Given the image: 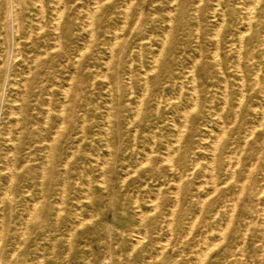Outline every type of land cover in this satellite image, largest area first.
Returning a JSON list of instances; mask_svg holds the SVG:
<instances>
[{"label":"rangeland","instance_id":"rangeland-1","mask_svg":"<svg viewBox=\"0 0 264 264\" xmlns=\"http://www.w3.org/2000/svg\"><path fill=\"white\" fill-rule=\"evenodd\" d=\"M57 1L0 0V264H264V0Z\"/></svg>","mask_w":264,"mask_h":264},{"label":"bare ground","instance_id":"bare-ground-1","mask_svg":"<svg viewBox=\"0 0 264 264\" xmlns=\"http://www.w3.org/2000/svg\"><path fill=\"white\" fill-rule=\"evenodd\" d=\"M56 1H57V0H56ZM59 1H60V0H59ZM57 2H58V1H57ZM90 2H91V1H90ZM218 2H219V1H218ZM97 3H98V2H97ZM97 3H96V4H97ZM172 3H173V2H172ZM59 4H60V3H59ZM83 4H84V3H83ZM94 5H95V3H94ZM97 5H98V4H97ZM40 6H41V5H40ZM84 6H85V5H84ZM12 7H13V6H12ZM41 7H42V6H41ZM53 7H54V6H53ZM86 7H87V6H86ZM95 7H96V6H95ZM97 7H98V6H97ZM248 7H249V6H248ZM93 8H94V7H93ZM93 8H92V9H93ZM249 8L252 10L251 7H249ZM63 9H64V8H63ZM80 9H81V8H80ZM86 9H87V8H86ZM95 9H96V8H95ZM64 10H65V9H64ZM97 10H98V9H97ZM247 10H248V9H247ZM14 11H15V10H14ZM42 11H43V10H42ZM58 11H59V10H58ZM54 12H56V11L54 10ZM62 12H63V10H62ZM249 12H250V11H249ZM252 12H253V11H251V13H252ZM73 13H74V12H73ZM96 13H97V11H96ZM124 13H125V12H124ZM57 14H58V13H57ZM77 14H79V13H77ZM125 14H126V13H125ZM59 15H60V14H58V16H59ZM61 15H62V14H61ZM61 15H60V16H61ZM85 15H86V14H85ZM94 15H95V14H94ZM88 16L90 17L89 14H88ZM88 16H86V17L89 19ZM169 16H170V15H169ZM173 16H174V15H173ZM196 16H197V15H196ZM247 16H248V15H247ZM61 17H62V16H61ZM90 18H92V21H93V17H90ZM59 19H61V18H58L57 20H59ZM85 19H86V18H85ZM86 20H87V19H86ZM90 20H91V19H90ZM198 20H199V19H198ZM92 21H91V22H92ZM86 22H87V21H86ZM93 22H94V21H93ZM223 22H224V21H223ZM88 23H90V22H87L86 24H88ZM136 23H137V22H136ZM248 23H250V22H248ZM40 24H41V23H40ZM56 24H57L56 26H58V23H56ZM90 26H91V24H90ZM90 26H89V28H90ZM171 26H172V25H171ZM29 27H30V26H29ZM40 27H41V26H40ZM93 27H94V25H93ZM29 29H30V28H29ZM29 29H28V30H29ZM91 29H93V28H91ZM40 31H41V30H40ZM55 31H56V30H55ZM92 32H93V30H92ZM92 32L90 31V33H92ZM54 33H55V32H54ZM93 33H94V32H93ZM244 34H245V33H244ZM244 34H243V35H244ZM114 35H115V34H114ZM89 36H90V35H89ZM241 36H242V35H241ZM91 37H92V36H91ZM165 37H166V36H165ZM115 38H116V36H115ZM242 38H243V36H242ZM58 39L60 40V38H58ZM214 39H215V38H214ZM217 39H218V38H217ZM240 40H241V39H240ZM59 42H60V41H59ZM241 42H242V41H241ZM116 43H117V42H116ZM116 43H115V44H116ZM13 44H14V43H13ZM55 44H56V42H55ZM115 44H114V45H115ZM54 47H55V46H54ZM113 47H114V46H113ZM113 47H112V48H113ZM55 49H56V47H55ZM216 49H217V48H216ZM53 51H54V50H53ZM215 52H216V51H215ZM215 52H214V53H215ZM110 54H111V53H110ZM161 56H162V55H161ZM215 56H216V55H215ZM171 57H172V56H171ZM19 58H20V57H19ZM77 59H78V58H77ZM152 59H153V58H152ZM132 60H133V59H132ZM156 60H157V59H156ZM238 60H239V59H238ZM111 61H112V60H111ZM157 61H158V60H157ZM153 64H154V63H153ZM155 64L157 65L158 63L155 62ZM34 65H35V64H34ZM75 66H76V65H75ZM154 66H155V65H154ZM151 67H152V66H151ZM151 69H152V68H151ZM191 69H192V68H191ZM9 71H10V70H9ZM106 71H107V69H106ZM149 71H150V70H149ZM149 71H148V72H149ZM155 71H156V70H155ZM240 71H241V70H240ZM148 72H147V73H148ZM153 72H154V71H153ZM153 72H152V73H153ZM191 72H192V71H191ZM147 73H146V74H147ZM152 73H151V74H152ZM189 74H190V73H189ZM73 76H74V75H73ZM146 76H147V75H146ZM185 77H186V76H185ZM192 77H193V75H192ZM71 80H72V79H71ZM145 82H146V81H145ZM188 83H189V82H188ZM195 83H196V82H195ZM23 84H24V83H23ZM147 85H148V84H147ZM242 86H243V85H242ZM24 89H25V88H24ZM68 89H69V87H68ZM63 90H64V89H63ZM65 90H67V89H65ZM181 90H182V89H181ZM197 90H198V89H197ZM195 91H196V90H195ZM195 91H194V92H195ZM67 92H68V91H67ZM67 92H64V93H67ZM180 93H181V92H180ZM225 94H226V93H225ZM195 95H196V94H195ZM145 96H146V95H145ZM193 96H194V95H193ZM159 97H160V96H159ZM227 98H228V97H227ZM241 98L243 99V97H241ZM64 100H65V99H64ZM240 100H241V99H240ZM176 101H177V100H176ZM242 101H243V100H242ZM193 102H194V101H193ZM225 102H226V101H225ZM169 103H170V102H169ZM240 103H242V102H240ZM139 106H140V105H139ZM61 108H62V107H61ZM47 109H48V108H47ZM60 110H61V109H60ZM187 110H188V109H187ZM191 112H192V111H191ZM254 112H255V111H254ZM181 113H182V112H181ZM183 113H184V112H183ZM19 114H20V113H19ZM47 115H49V112H48ZM60 115H61V114H60ZM139 115H140V114H139ZM220 115H221V114H220ZM46 117H47V116H46ZM216 117H217V116H216ZM219 118H220V117H219ZM63 119H64V118H63ZM106 119H107V118H106ZM62 124H63V123H62ZM173 124H175V123H173ZM185 125H186V124H185ZM60 126H61V125H60ZM173 126H174V125H173ZM173 126H172V127H173ZM58 127H59V126H58ZM185 127H186V126H185ZM60 128H61V127H60ZM56 131H57V130H56ZM107 131H108V130H107ZM176 131H177V130H176ZM183 133H184V132H183ZM7 136H8V135H7ZM53 138H54V137H53ZM222 138H223V137H222ZM222 138H221V139H222ZM54 139H55V138H54ZM54 139H53V140H54ZM221 139H220V140H221ZM52 142H53V141H52ZM216 142H217V141H216ZM219 142H220V141H219ZM216 144H217V143H216ZM244 144H245V143H244ZM50 145H51V143H50ZM244 146H245V145H244ZM50 148H52V146H51ZM212 148H213V147H212ZM43 151H46V149L43 150ZM169 151H170V150H169ZM167 152H168V151H167ZM150 155H151V154H150ZM168 155H169V154H168ZM168 155H167V156H168ZM46 156H47V155H46ZM167 156H166V157H167ZM172 156H173V155H172ZM146 157H147V156H146ZM147 158H149V157H147ZM48 159H49V158H48ZM169 159H170V158H169ZM171 160H173V159H171ZM148 161H149V160H148ZM166 161H169V160H167V158H166ZM229 161H230V160H229ZM170 162H171V161H170ZM170 162H169V163H170ZM239 162H240V161H239ZM239 162H238V163H239ZM166 163H167V162H166ZM166 163H165V164H166ZM172 167H173V166H172ZM104 168H105V167H104ZM170 168H171V167H170ZM226 168H227V167H226ZM101 169H102V168H101ZM213 169H214V168H213ZM41 170H42V169H41ZM42 171H44V170H42ZM234 171H235V170H234ZM41 173H42V172H41ZM234 173H235V172H234ZM42 174H43V173H42ZM42 174H41V175H42ZM103 175H104V174H103ZM42 176H44V175H42ZM213 176H214V175H213ZM246 176H247V175H246ZM99 178H100V177H99ZM211 179H212V178H211ZM247 179H248V178H247ZM247 179H246V180H247ZM9 180H10V179H9ZM12 180H13V179H12ZM12 180H11V181H12ZM247 181H248V180H247ZM121 182H122V181H121ZM214 182H216V181H214ZM89 185H90V184H89ZM90 186H91V185H90ZM178 186H179V185H178ZM102 187H104V186H102ZM88 188H89V187H88ZM89 189H90V188H89ZM158 190H159V189H158ZM201 190H202V189H201ZM88 191H89V190H88ZM242 191H243V190H242ZM258 191H259V190H258ZM261 191H262V190H261ZM263 191H264V190H263ZM84 193H85V192H84ZM87 193H88V192H87ZM85 195H86V194H85ZM175 196H176V195H175ZM142 197H143V196H142ZM209 197H210V196H209ZM174 199H175V198H174ZM258 199H259V198H258ZM148 200H149V199H148ZM154 200H155V199H154ZM207 200H208V199H207ZM155 201H156V200H155ZM177 202H178V201H177ZM1 203H2V202H1ZM151 203H152V202H151ZM236 203H237V202H236ZM35 205H36V204H35ZM201 208H202V207H201ZM234 208H235V207H234ZM33 209H34V208H33ZM33 209H32V210H33ZM157 209H158V208H157ZM175 209H176V208H175ZM232 209H233V208H232ZM140 210H141V209H140ZM229 210H230V209H229ZM58 212H59V211H58ZM230 212H231V211H230ZM171 213H172V212H171ZM152 214H153V213H152ZM171 215H172V214H171ZM230 216H231V215H230ZM142 217H143V216H142ZM196 217H197V216H196ZM197 218H199V217H197ZM197 218H196V219H197ZM232 218H233V217H232ZM257 218H258V217H257ZM169 219H170V217H169ZM144 220H145V219H144ZM171 220H172V219H171ZM226 222H227V221H226ZM160 227H161V226H160ZM226 227H227V226H226ZM263 231H264V230H263ZM188 233H189V232H188ZM223 233H224V232H223ZM191 234H192V233H191ZM170 236H171V235H170ZM210 236H211V235H210ZM220 237H221V236H220ZM219 239H220V238H219ZM222 239H223V238H222ZM140 240H141V239H140ZM199 242H200V241H199ZM165 244H166V243H165ZM215 245H216V244H215ZM210 247H211V246H210ZM163 248H164V246H163ZM165 248H166V247H165ZM211 250H212V249H211ZM203 251H204V250H203ZM206 251H209V250H206ZM205 253H206V252H205ZM205 253H204V254H205ZM156 255H157V254H156ZM204 256H205V255H204ZM206 256H207V255H206ZM206 256H205V258H206ZM193 263H194V262H193ZM199 263H200V261H199Z\"/></svg>","mask_w":264,"mask_h":264}]
</instances>
